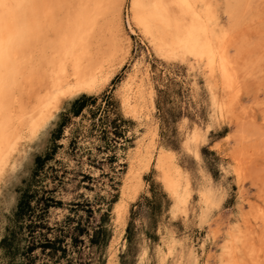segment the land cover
<instances>
[{"label": "rangeland", "instance_id": "rangeland-1", "mask_svg": "<svg viewBox=\"0 0 264 264\" xmlns=\"http://www.w3.org/2000/svg\"><path fill=\"white\" fill-rule=\"evenodd\" d=\"M227 1L195 6L216 22L229 77L211 75L194 57L161 58L140 28L130 27L126 0L120 35L131 47L107 85L109 61L94 96L60 93L54 75L47 78L43 90L60 93L58 107L34 133L24 127L2 170L0 264H107L115 250L117 264H222L234 250L244 264H264V0L236 14L226 11ZM167 12L187 24L197 19L181 2ZM129 74L126 103L117 91ZM139 86L152 89L153 107L135 114L128 108ZM152 132L154 158L160 146L173 151L192 196L174 213L154 159L121 226L114 203L135 180L131 161ZM170 243L173 257L162 255Z\"/></svg>", "mask_w": 264, "mask_h": 264}, {"label": "bare ground", "instance_id": "bare-ground-1", "mask_svg": "<svg viewBox=\"0 0 264 264\" xmlns=\"http://www.w3.org/2000/svg\"><path fill=\"white\" fill-rule=\"evenodd\" d=\"M172 1L194 9L197 19L188 24L183 20H172L167 12ZM198 1L130 0L128 23L130 27L134 23L140 28L161 58L194 57L205 63L211 75L220 73L223 78L229 77V58L220 42L221 34L216 30V22L211 17H204L203 7L195 6ZM249 1L252 0H228L226 11L236 14ZM125 2L0 0V180L11 152L23 136L24 127L34 133L50 108L58 107L60 93L68 91L74 96L85 92L88 96H94L100 88L98 77L106 61L111 62L112 70L106 76L105 85L113 78L115 67L125 59L131 47V44L125 47L120 35ZM103 42L107 43V53L103 49ZM117 49L121 53L118 61L113 58ZM51 74L60 91L53 96L43 90ZM132 76L129 74L117 91L126 103ZM152 94V89L146 91L139 86L134 95L135 103L128 109L138 114L142 107H153ZM151 135L148 147L136 148V155L131 161L128 174L135 180L123 184L121 197L114 203L116 221L121 226L126 223L129 199L137 196L143 182L142 174L150 169L154 159L155 169L160 173L158 178L174 200V213L180 211L192 196L189 178L186 180L184 168L175 160L174 152L160 146L158 156L154 158L156 133L152 132ZM193 152L199 156L197 150ZM137 161L140 166H137ZM122 237L123 230L113 238L112 247L114 244L119 245L124 239ZM173 244H168V252L161 254L172 256L175 253ZM232 247L236 248L234 245ZM116 253V250L112 252L107 264H117ZM147 254L144 249L142 260ZM240 260L234 250L228 252L221 261L222 264H244Z\"/></svg>", "mask_w": 264, "mask_h": 264}, {"label": "crops", "instance_id": "crops-1", "mask_svg": "<svg viewBox=\"0 0 264 264\" xmlns=\"http://www.w3.org/2000/svg\"><path fill=\"white\" fill-rule=\"evenodd\" d=\"M127 114V113H126ZM128 115V114H127ZM159 174V173H158ZM159 176V175H158Z\"/></svg>", "mask_w": 264, "mask_h": 264}]
</instances>
